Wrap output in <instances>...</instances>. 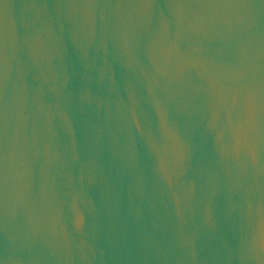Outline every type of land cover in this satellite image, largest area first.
Here are the masks:
<instances>
[{"label":"water","instance_id":"95a60500","mask_svg":"<svg viewBox=\"0 0 264 264\" xmlns=\"http://www.w3.org/2000/svg\"><path fill=\"white\" fill-rule=\"evenodd\" d=\"M0 264H264V0H0Z\"/></svg>","mask_w":264,"mask_h":264}]
</instances>
